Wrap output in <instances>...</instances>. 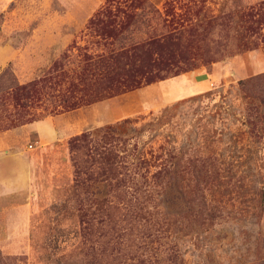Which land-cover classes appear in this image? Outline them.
I'll return each instance as SVG.
<instances>
[{
  "label": "rangeland",
  "instance_id": "1",
  "mask_svg": "<svg viewBox=\"0 0 264 264\" xmlns=\"http://www.w3.org/2000/svg\"><path fill=\"white\" fill-rule=\"evenodd\" d=\"M106 1L0 0V88L83 46ZM149 1L194 28L179 47L191 70L67 111L66 81L23 106L0 92V163L24 159L32 173L20 190L0 172V264H264V84H239L264 74V17L240 14L264 0ZM124 121L120 149L140 168L139 200L106 182L74 187L67 142Z\"/></svg>",
  "mask_w": 264,
  "mask_h": 264
},
{
  "label": "trees",
  "instance_id": "2",
  "mask_svg": "<svg viewBox=\"0 0 264 264\" xmlns=\"http://www.w3.org/2000/svg\"><path fill=\"white\" fill-rule=\"evenodd\" d=\"M241 10L240 14L248 19L264 17V2L244 5ZM169 15L162 14L149 0H107L87 23L91 39L83 46L64 51L43 76L26 84L11 82L0 92L10 91L14 104L23 106L24 100L31 99L43 87L60 86L66 81L59 106L67 111L191 70L194 63L181 65L186 59L179 47L183 33L192 35L194 28L176 27ZM261 41L264 43V35ZM238 47L231 45L228 53ZM211 61L203 59V63ZM239 84L248 92L249 88L264 84V74L240 80ZM258 99L264 104V98ZM125 122L82 132L67 142L74 187L82 189L106 182L115 195L122 193L130 202L139 200L140 168L136 162H129L120 149L126 141L121 134ZM161 175L162 170H156L151 178L157 181Z\"/></svg>",
  "mask_w": 264,
  "mask_h": 264
},
{
  "label": "crops",
  "instance_id": "3",
  "mask_svg": "<svg viewBox=\"0 0 264 264\" xmlns=\"http://www.w3.org/2000/svg\"><path fill=\"white\" fill-rule=\"evenodd\" d=\"M0 58H1V56H0ZM184 76H186V75H184ZM44 125H45V121H44V124H43V122H41V123L35 122V123L31 124L30 126H32L31 128H33L37 131H40L41 129H44L43 128ZM3 168H4V170H7L10 173H13L15 175L16 184L20 190H21V188L27 189L29 187L30 178H31L32 173H31L29 163L25 162L24 159H17L16 161H14V163L12 160H10V161L5 160L4 162L0 163V172L3 170ZM2 176H3V174L0 175V177H2ZM27 218H28L27 212L24 211V213H22V215L20 216V224L24 223V229L22 228V225L20 226V230H22V232H20V234L26 233L25 223H27ZM5 250H7V249H5Z\"/></svg>",
  "mask_w": 264,
  "mask_h": 264
}]
</instances>
